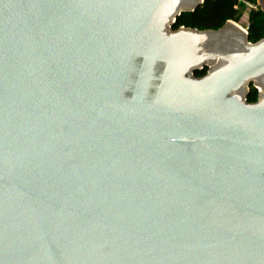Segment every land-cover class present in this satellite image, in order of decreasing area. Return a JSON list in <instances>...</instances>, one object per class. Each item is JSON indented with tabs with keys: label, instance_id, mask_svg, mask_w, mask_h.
<instances>
[{
	"label": "water",
	"instance_id": "1",
	"mask_svg": "<svg viewBox=\"0 0 264 264\" xmlns=\"http://www.w3.org/2000/svg\"><path fill=\"white\" fill-rule=\"evenodd\" d=\"M203 1L0 0V264H264V37Z\"/></svg>",
	"mask_w": 264,
	"mask_h": 264
},
{
	"label": "trees",
	"instance_id": "2",
	"mask_svg": "<svg viewBox=\"0 0 264 264\" xmlns=\"http://www.w3.org/2000/svg\"><path fill=\"white\" fill-rule=\"evenodd\" d=\"M238 0H204L195 10L182 13L173 28L185 25L193 28H219L229 19H238L239 13L236 6ZM264 37V11L255 8L251 11L248 25V38L250 41H258ZM207 67L197 70L196 73L204 74ZM258 96L256 88H252L247 95L248 99L255 101Z\"/></svg>",
	"mask_w": 264,
	"mask_h": 264
},
{
	"label": "rangeland",
	"instance_id": "3",
	"mask_svg": "<svg viewBox=\"0 0 264 264\" xmlns=\"http://www.w3.org/2000/svg\"><path fill=\"white\" fill-rule=\"evenodd\" d=\"M238 8V19L234 20L239 26L248 30L250 23L251 11L255 8H260L264 11L263 3L260 0H238L236 4ZM226 23V22H225Z\"/></svg>",
	"mask_w": 264,
	"mask_h": 264
},
{
	"label": "flooded vegetation",
	"instance_id": "4",
	"mask_svg": "<svg viewBox=\"0 0 264 264\" xmlns=\"http://www.w3.org/2000/svg\"><path fill=\"white\" fill-rule=\"evenodd\" d=\"M251 42H253V41H251ZM255 42H256V41H255ZM207 71H208V67H207V70H206V72H205L204 74H206ZM204 74H201V75H204ZM195 75H197V76H201V75L197 74L196 72H195ZM253 87L257 89V91H258V96H259L260 88H259V86H258L255 82H253V81L248 85V94L251 92V90H252ZM258 96H257V99H258ZM247 98H248V97H247ZM257 99H256V100H257ZM248 100H249V99H248ZM256 100H255V101H256ZM249 101H251V100H249ZM251 102H254V101H251Z\"/></svg>",
	"mask_w": 264,
	"mask_h": 264
}]
</instances>
